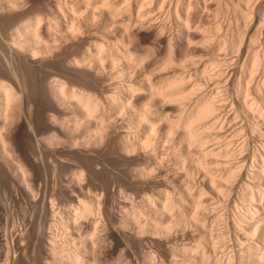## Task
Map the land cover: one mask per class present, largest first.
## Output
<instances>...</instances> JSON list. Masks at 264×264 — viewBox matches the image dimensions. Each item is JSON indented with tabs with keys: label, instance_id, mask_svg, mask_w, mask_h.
<instances>
[{
	"label": "bare ground",
	"instance_id": "obj_1",
	"mask_svg": "<svg viewBox=\"0 0 264 264\" xmlns=\"http://www.w3.org/2000/svg\"><path fill=\"white\" fill-rule=\"evenodd\" d=\"M0 35V162L26 200L0 179L1 264H264V0H47Z\"/></svg>",
	"mask_w": 264,
	"mask_h": 264
},
{
	"label": "rangeland",
	"instance_id": "obj_2",
	"mask_svg": "<svg viewBox=\"0 0 264 264\" xmlns=\"http://www.w3.org/2000/svg\"><path fill=\"white\" fill-rule=\"evenodd\" d=\"M47 10V0H36V2L35 3H33V4H31L29 7L27 6V7H25V9H22L21 11H18V12H10V13H8V12H3V13H1L0 12V30H3V31H5V32H10V31H12V29H14L15 27H18L20 24H22L23 22H25L26 20H28V18H30V17H33L34 16V14L36 13V12H38V11H46ZM230 13V14H229ZM228 14L229 15H224V17L223 18H225L224 20L226 21V22H228V23H230V22H234V19L233 18H231V16L232 17H234L233 16V13H232V11H230ZM211 15V14H210ZM210 17H212V16H210ZM230 18L232 19V21H230ZM230 21V22H229ZM2 37V35H0V38ZM138 40H140V41H138V43H140V45H141V47H147V46H151L152 44H153V36H152V34H151V32H147V31H143L142 33H141V35H140V37H139V39ZM166 43H165V39L163 40V43H162V47H161V49L164 51V48L166 49V46L164 47V45H165ZM69 47H70V50H74L75 49V45H73V44H67ZM199 46H203V44H198ZM204 46H206V45H204ZM220 51V53L219 54H224L225 52H223L224 50H219ZM218 51V52H219ZM234 52H236V51H234ZM233 52V55H235L236 53H234ZM222 54V55H223ZM34 69V67H33V65H30V64H27V63H25V62H22V64H21V66H20V73H21V76L24 78V79H26L27 80V82H29V81H31L32 80V78H33V70ZM74 70H76V71H80L81 69H69V70H66V72H65V74L67 75V76H69V73H70V71H74ZM44 72L46 71V72H53L54 70H52V69H44L43 70ZM41 77L43 76L42 74H39ZM0 79H2V80H8V76L6 75V74H4V73H2L1 75H0ZM31 96V99L34 101V103H35V99L36 100H38V95H30ZM46 104V102H43V105H45ZM43 112L45 113L46 112V109H43ZM40 128H41V130L45 133V134H51L52 133V128L47 124V123H45V122H42L41 123V125H40ZM29 132L28 131H23V136H25L26 134H28ZM250 141V148H257L258 147V145H257V142L256 141H252V140H249ZM30 142H32V140L30 141ZM255 142V143H254ZM256 144V145H255ZM253 148V149H254ZM23 152H25V155H27V156H29V158L31 159V160H33L32 159V157L28 154V152H26L25 150H24V148H23ZM67 153V150H66V148H63V147H58L57 149H56V151H55V155H57V156H62V155H64V154H66ZM109 160H111L113 163H114V165L112 166V170L114 171V172H117L119 169H121V170H124L125 168H126V164H125V162L120 158V157H118V156H116V155H112V156H108L107 157ZM38 162H39V160H38ZM168 164H166V168L169 170V173L171 174V175H173V176H177V177H179V176H181V174L183 173V170L182 169H178V168H176L175 167V165H174V163L172 162V161H168L167 162ZM173 163V164H172ZM35 164H37V163H35ZM174 168V169H173ZM176 168V169H175ZM181 172V173H180ZM180 173V174H179ZM0 179H3V181L5 182V184L7 185V187L9 188V189H11V191L15 194V196L17 195L18 197H19V199L21 200V203H22V206L20 207V206H18L16 209H18V210H22V209H24L25 208V206H26V200H23L22 198H21V189H20V186H19V183H18V181L16 180V178H14L13 176H12V174L10 173V172H8L7 170H6V168L3 166V164L0 162ZM109 205H108V211H109V213H114V208H113V204H114V197L113 196H110L109 198ZM4 203L5 204H7V206H9V208L10 209H12V205L10 204V201L8 200V199H6V200H4ZM230 212V211H229ZM228 212V214H230V216L228 215V218L227 219H229L228 221H231V220H233L234 219V217H235V214H234V212L231 210V212L229 213ZM233 213V214H232ZM2 213L0 212V217L2 218H4V216L3 215H1ZM234 215V216H233ZM231 218V219H230ZM233 218V219H232ZM2 225L0 224V230H4V227L2 226ZM219 226H221V227H223V224H221V225H219ZM219 226H217V229H218V227ZM220 227V228H221ZM3 228V229H2ZM11 229V228H10ZM218 231V230H217ZM2 232V231H1ZM0 232V233H1ZM184 234V231H179L178 232V234H179V236H182L181 234ZM121 233L119 232V234H118V236L119 237H121V235H120ZM230 237V238H229ZM230 239H232V236H231V234L228 236V240H227V243H228V245L229 244H231L232 242H230L231 240ZM229 241V242H228ZM233 241V240H232ZM0 243H1V245H0V250H3V252L2 251H0V252H2V254L0 255V256H2V255H5V251H6V247L4 246V243L3 242H1L0 241ZM3 243V244H2ZM2 246H4V247H2ZM143 246L144 245H142V243H137L136 244V246H135V248H133V247H131L130 248V251L131 252H134V251H140V249L141 248H143ZM111 247L113 248V247H115V244H112L111 245ZM5 248V249H4ZM121 249V247H119L117 250H116V252H115V257H114V259L116 260V258L118 259V257H120V255H122L123 253V251H121L120 250ZM5 250V251H4ZM17 256V257H16ZM20 256V253H17V255H15V258L14 259H18V257ZM122 257V256H121ZM2 263V261H0V264Z\"/></svg>",
	"mask_w": 264,
	"mask_h": 264
}]
</instances>
